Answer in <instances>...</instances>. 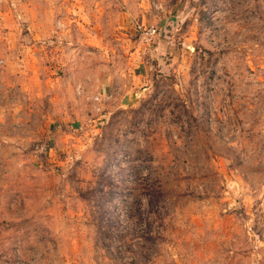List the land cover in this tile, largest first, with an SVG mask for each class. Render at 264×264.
<instances>
[{
	"label": "rangeland",
	"instance_id": "rangeland-1",
	"mask_svg": "<svg viewBox=\"0 0 264 264\" xmlns=\"http://www.w3.org/2000/svg\"><path fill=\"white\" fill-rule=\"evenodd\" d=\"M0 264H264V0H0Z\"/></svg>",
	"mask_w": 264,
	"mask_h": 264
}]
</instances>
